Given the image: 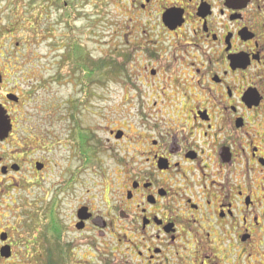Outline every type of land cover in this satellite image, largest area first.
<instances>
[{"label":"flooded vegetation","instance_id":"obj_1","mask_svg":"<svg viewBox=\"0 0 264 264\" xmlns=\"http://www.w3.org/2000/svg\"><path fill=\"white\" fill-rule=\"evenodd\" d=\"M58 1L72 10L32 8ZM114 5L107 73L125 94L104 142L99 71L70 69L79 95L59 136L41 132L27 103L56 76L19 69L0 29V264L37 249L45 264H264V0Z\"/></svg>","mask_w":264,"mask_h":264},{"label":"rangeland","instance_id":"obj_2","mask_svg":"<svg viewBox=\"0 0 264 264\" xmlns=\"http://www.w3.org/2000/svg\"><path fill=\"white\" fill-rule=\"evenodd\" d=\"M114 2L115 0H66L65 3L74 7L72 16L67 21L60 11L63 3L62 6L52 5L46 11L40 7L33 9V0H3L0 4V29L3 33L1 42L4 41L1 46L13 42L12 48L15 49L14 43L19 44V69L50 70V74L56 76L52 77L54 82L48 95L38 93L40 103H27L28 113L33 109L38 112L36 123L41 132L59 136L64 125L62 113L64 114L65 103L79 95L75 71L72 73V66L68 62V49L72 40L82 45L91 61L100 62L111 58V33L113 19L116 17ZM33 22L35 34L31 33ZM106 72V78L99 82L98 89L99 137L102 142L108 137L105 128L110 125L107 122L109 110L125 94L119 86V80L111 78ZM44 97L51 102L54 116L51 119L48 118ZM134 128L132 127V132L135 131ZM104 154L107 156V153ZM58 169H55L57 176H52V184L58 181ZM23 229L27 231L25 227ZM20 256H24L21 264H45V257L40 249L17 255L18 258Z\"/></svg>","mask_w":264,"mask_h":264},{"label":"trees","instance_id":"obj_3","mask_svg":"<svg viewBox=\"0 0 264 264\" xmlns=\"http://www.w3.org/2000/svg\"><path fill=\"white\" fill-rule=\"evenodd\" d=\"M58 6H62L60 4V2L58 3ZM68 7L72 8V10H70L69 8L65 9L62 6V9H65L64 10L65 13H63L62 17H64V19L66 21L69 18H71L72 11L74 9V7L72 5L71 6L69 5ZM68 60H69L68 62L72 66V69H74V71H77L83 80H85V79L91 80L93 77L92 72L94 70H98L100 82H103L102 79L106 78V76H104V73L106 71L108 72L109 70L112 69V63H111L110 59L105 60V61L101 60L100 62H95V61L89 60L85 49L76 40H72V42L69 46Z\"/></svg>","mask_w":264,"mask_h":264},{"label":"water","instance_id":"obj_4","mask_svg":"<svg viewBox=\"0 0 264 264\" xmlns=\"http://www.w3.org/2000/svg\"><path fill=\"white\" fill-rule=\"evenodd\" d=\"M1 83V79H0ZM10 100H16L13 96L8 97ZM248 100L250 96L247 97ZM11 130V124L6 111L0 106V141L5 139ZM3 256L9 257L8 253H4Z\"/></svg>","mask_w":264,"mask_h":264}]
</instances>
